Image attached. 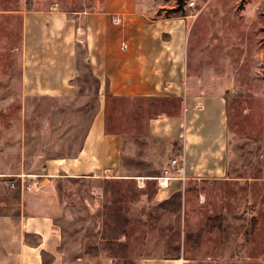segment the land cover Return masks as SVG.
I'll use <instances>...</instances> for the list:
<instances>
[{"label":"rangeland","instance_id":"rangeland-1","mask_svg":"<svg viewBox=\"0 0 264 264\" xmlns=\"http://www.w3.org/2000/svg\"><path fill=\"white\" fill-rule=\"evenodd\" d=\"M162 1L164 15L184 26L187 92L225 98L234 178L190 183L183 207L174 198L150 208L132 181L37 175L45 160L77 153L99 103L86 66L73 98L22 94L15 12L93 1L0 0V213L18 214L22 193L52 198L61 264H140L142 256L178 254L184 264H264V0ZM149 104L107 98L108 126L126 143L139 140L146 117L162 110Z\"/></svg>","mask_w":264,"mask_h":264},{"label":"crops","instance_id":"crops-1","mask_svg":"<svg viewBox=\"0 0 264 264\" xmlns=\"http://www.w3.org/2000/svg\"><path fill=\"white\" fill-rule=\"evenodd\" d=\"M92 1L73 10L51 3L15 12L22 94L73 98L86 66L99 103L77 153L45 160L36 174L132 181L150 208L174 198L183 207L190 183L233 179L224 96L189 93L184 86L181 18L164 15L162 0ZM108 97L159 102L162 110L146 117L139 140L126 143L118 130H106ZM136 153L137 166L128 160ZM35 194L22 193L18 214L0 213V264H61L55 201ZM140 264H184V258L142 256Z\"/></svg>","mask_w":264,"mask_h":264},{"label":"built area","instance_id":"built-area-1","mask_svg":"<svg viewBox=\"0 0 264 264\" xmlns=\"http://www.w3.org/2000/svg\"><path fill=\"white\" fill-rule=\"evenodd\" d=\"M189 5H190V6L193 5V2H189ZM172 162H173V163L176 162V159H172ZM165 172H166V171H165ZM37 184L39 185V181L36 179V180H34V181H32V182H29V183H28V186L34 187V186H36ZM8 186L11 187V188H13V187H15V184H14L13 182H11V183H9Z\"/></svg>","mask_w":264,"mask_h":264},{"label":"trees","instance_id":"trees-1","mask_svg":"<svg viewBox=\"0 0 264 264\" xmlns=\"http://www.w3.org/2000/svg\"><path fill=\"white\" fill-rule=\"evenodd\" d=\"M108 98H118V97H108ZM106 130H107V131H114L115 129H114V128H110V127L108 126V123L106 122Z\"/></svg>","mask_w":264,"mask_h":264}]
</instances>
